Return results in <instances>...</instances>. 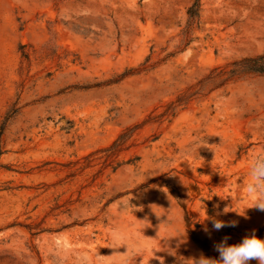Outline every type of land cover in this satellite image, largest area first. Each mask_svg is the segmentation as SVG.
I'll return each instance as SVG.
<instances>
[{
	"label": "rangeland",
	"instance_id": "1",
	"mask_svg": "<svg viewBox=\"0 0 264 264\" xmlns=\"http://www.w3.org/2000/svg\"><path fill=\"white\" fill-rule=\"evenodd\" d=\"M259 55L264 0H0V264H195L264 239Z\"/></svg>",
	"mask_w": 264,
	"mask_h": 264
},
{
	"label": "clouds",
	"instance_id": "2",
	"mask_svg": "<svg viewBox=\"0 0 264 264\" xmlns=\"http://www.w3.org/2000/svg\"><path fill=\"white\" fill-rule=\"evenodd\" d=\"M251 180L248 183L247 192L251 197L250 207L264 211V156H257L251 165ZM213 229L219 231L224 227H235L236 222L229 224L220 220H212ZM228 237H225L215 250L219 253V259L201 257L195 264H249L255 260L257 264H264V239L257 238L255 232L245 236L241 242L233 245L227 244ZM154 257V255H153ZM160 264H163L161 259Z\"/></svg>",
	"mask_w": 264,
	"mask_h": 264
},
{
	"label": "trees",
	"instance_id": "3",
	"mask_svg": "<svg viewBox=\"0 0 264 264\" xmlns=\"http://www.w3.org/2000/svg\"><path fill=\"white\" fill-rule=\"evenodd\" d=\"M247 65L246 70L250 73L264 75V55H259L242 61Z\"/></svg>",
	"mask_w": 264,
	"mask_h": 264
}]
</instances>
